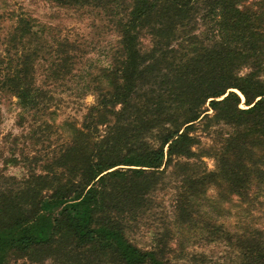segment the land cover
I'll list each match as a JSON object with an SVG mask.
<instances>
[{"label":"trees","instance_id":"16d2710c","mask_svg":"<svg viewBox=\"0 0 264 264\" xmlns=\"http://www.w3.org/2000/svg\"><path fill=\"white\" fill-rule=\"evenodd\" d=\"M52 1L115 17L119 41L95 103L59 127L43 171L0 186V264L45 256L89 264L93 254L108 264H211L203 254L172 259L190 228L234 248L236 264H264V0ZM2 19L14 23L5 36L0 23V100L54 114L38 65L49 59L47 80L71 75L77 47L48 42L56 28L27 13L6 10ZM165 190L177 229L140 248L125 223ZM229 206L236 229L212 226Z\"/></svg>","mask_w":264,"mask_h":264},{"label":"rangeland","instance_id":"374dc122","mask_svg":"<svg viewBox=\"0 0 264 264\" xmlns=\"http://www.w3.org/2000/svg\"><path fill=\"white\" fill-rule=\"evenodd\" d=\"M6 10L27 13L36 18L41 26L50 24L55 27L57 32L53 30L46 33L47 41L55 42L56 37L71 40L77 47L75 56L78 61L76 66L71 67V75L62 76L60 79L47 80V68H50L47 57L38 65V83L48 91L47 104L54 114L25 112L18 100L11 95L0 100V177H5L0 179V186L7 184V187H12L17 180H21L30 172L43 171L47 155L50 153L53 156L58 149L59 127L68 118L81 119L82 106L95 103L94 88L101 81L103 70L110 64L114 49L118 46L119 35L113 27L115 17H108V13L101 10L61 9L57 8L52 0H0V13ZM0 23L3 28L1 34L5 36L14 22L11 19H2ZM99 76L98 82L96 79ZM238 93L244 102L245 98ZM241 106L244 107V104ZM45 121L50 127H45ZM202 142L204 148H208L212 143L209 137H204ZM27 156H35V159L28 160ZM204 162L209 171L215 169L212 157L205 155ZM208 194L215 196L213 191ZM151 198L154 203L150 210L140 211L135 218L136 222L125 223L129 239L143 249H151L157 240L155 235L165 227L177 229L173 222L170 190L160 191ZM227 208L220 217L213 213V220L210 222L212 226L224 224L231 230L236 229L234 208ZM190 229L181 234L179 244H172L173 248H177V253L171 256L175 262L179 263V259L186 258L187 254H203L206 262L211 264L238 262L239 255L234 248L221 240L205 238L204 231ZM90 257L92 261L89 264H108L96 254ZM33 260H20L19 263L74 264L48 256Z\"/></svg>","mask_w":264,"mask_h":264}]
</instances>
